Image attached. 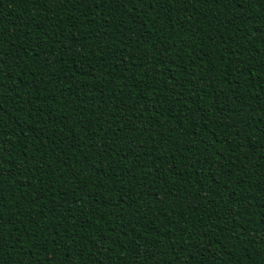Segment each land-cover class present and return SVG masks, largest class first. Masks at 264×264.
<instances>
[{
    "label": "trees",
    "instance_id": "trees-1",
    "mask_svg": "<svg viewBox=\"0 0 264 264\" xmlns=\"http://www.w3.org/2000/svg\"><path fill=\"white\" fill-rule=\"evenodd\" d=\"M0 264H264V0H0Z\"/></svg>",
    "mask_w": 264,
    "mask_h": 264
}]
</instances>
